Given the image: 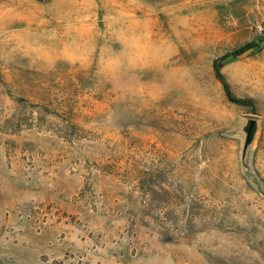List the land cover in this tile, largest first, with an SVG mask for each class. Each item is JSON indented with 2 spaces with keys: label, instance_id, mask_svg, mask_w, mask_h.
Wrapping results in <instances>:
<instances>
[{
  "label": "rangeland",
  "instance_id": "1",
  "mask_svg": "<svg viewBox=\"0 0 264 264\" xmlns=\"http://www.w3.org/2000/svg\"><path fill=\"white\" fill-rule=\"evenodd\" d=\"M260 26L264 0H0V264H264Z\"/></svg>",
  "mask_w": 264,
  "mask_h": 264
},
{
  "label": "trees",
  "instance_id": "2",
  "mask_svg": "<svg viewBox=\"0 0 264 264\" xmlns=\"http://www.w3.org/2000/svg\"><path fill=\"white\" fill-rule=\"evenodd\" d=\"M233 54H236V52ZM221 66H222V63H220V64L218 62L216 63V65H215L216 73H217L218 77L221 79L230 100H232L233 102H236V103H240V104H251V101L249 99L238 98L232 94L230 87H229V83L225 80V78L221 72Z\"/></svg>",
  "mask_w": 264,
  "mask_h": 264
},
{
  "label": "water",
  "instance_id": "3",
  "mask_svg": "<svg viewBox=\"0 0 264 264\" xmlns=\"http://www.w3.org/2000/svg\"><path fill=\"white\" fill-rule=\"evenodd\" d=\"M244 129L246 131V141H245V145H244V156H245L247 149H248L249 145H251V143L253 142L256 131H257L256 120H251L250 123L247 124Z\"/></svg>",
  "mask_w": 264,
  "mask_h": 264
},
{
  "label": "built area",
  "instance_id": "4",
  "mask_svg": "<svg viewBox=\"0 0 264 264\" xmlns=\"http://www.w3.org/2000/svg\"><path fill=\"white\" fill-rule=\"evenodd\" d=\"M259 29L261 30V32L264 31V26H260Z\"/></svg>",
  "mask_w": 264,
  "mask_h": 264
}]
</instances>
